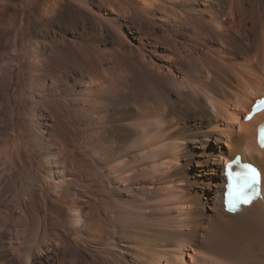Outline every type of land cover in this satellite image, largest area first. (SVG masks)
Segmentation results:
<instances>
[{"label":"bare ground","instance_id":"obj_1","mask_svg":"<svg viewBox=\"0 0 264 264\" xmlns=\"http://www.w3.org/2000/svg\"><path fill=\"white\" fill-rule=\"evenodd\" d=\"M261 95L264 0H0V264H264Z\"/></svg>","mask_w":264,"mask_h":264},{"label":"snow or ice","instance_id":"obj_2","mask_svg":"<svg viewBox=\"0 0 264 264\" xmlns=\"http://www.w3.org/2000/svg\"><path fill=\"white\" fill-rule=\"evenodd\" d=\"M264 104V101L260 102ZM259 140L264 144V127L259 130ZM226 172L229 179V196L232 200L242 203H250L249 191L259 182L258 173L255 169L247 168L244 172H233L232 165H226Z\"/></svg>","mask_w":264,"mask_h":264},{"label":"rangeland","instance_id":"obj_3","mask_svg":"<svg viewBox=\"0 0 264 264\" xmlns=\"http://www.w3.org/2000/svg\"><path fill=\"white\" fill-rule=\"evenodd\" d=\"M252 55L254 56V53H252Z\"/></svg>","mask_w":264,"mask_h":264}]
</instances>
